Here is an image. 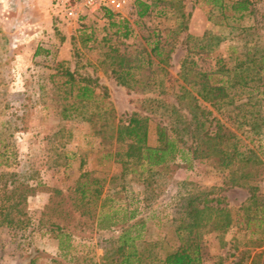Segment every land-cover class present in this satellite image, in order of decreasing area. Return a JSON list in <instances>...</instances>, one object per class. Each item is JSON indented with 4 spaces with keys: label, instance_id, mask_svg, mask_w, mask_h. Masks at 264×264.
I'll use <instances>...</instances> for the list:
<instances>
[{
    "label": "trees",
    "instance_id": "16d2710c",
    "mask_svg": "<svg viewBox=\"0 0 264 264\" xmlns=\"http://www.w3.org/2000/svg\"><path fill=\"white\" fill-rule=\"evenodd\" d=\"M200 1L210 26L200 37L186 35L178 82L171 88L166 67L169 51H165L158 29L144 37L140 62L123 47L124 40L134 33L126 18L109 8L78 16L79 27L70 36L72 44L78 41L81 47L91 49L103 41L101 61L108 62L117 84L129 90L142 86L137 109L117 121L112 106L105 101L106 86L97 77L70 69L67 61L56 60V52L50 47H35L34 57L51 62L47 76L53 90L50 100L59 106L60 119L88 122L96 135L114 144L108 156L121 171L109 180L106 193H123L129 181L139 182L142 209H148L172 183L183 163L189 167L192 160H205L224 173L220 185L207 187L188 178L175 182L176 191L170 200L171 223L178 240L175 247L163 238H146V220L137 218L138 207L120 205L112 211L102 210L105 180L92 175V170L80 173L67 196L61 189L52 188L39 221L54 238L68 241L75 225L80 229L92 225L98 229L119 227L116 235L98 240L103 252L90 264H203L207 258L213 264H224L226 256L208 252L206 238L215 234L219 246L224 247L225 235L234 226L242 235L232 238L229 249L236 251L240 244L244 249L232 264H244L248 259L249 264H264V193L260 186L264 160L251 144L253 137L264 138V37L254 17L255 0ZM134 7L138 20L151 17L154 11L156 16L174 18V35L188 29L190 12L183 0H134ZM94 15L105 18L108 27L98 42L93 28L83 22ZM225 40L237 44L231 46L229 56L213 54ZM38 90L45 93L44 85ZM150 136L154 143H150ZM2 175L6 177L0 185V226L24 231L29 223L23 205L28 190L34 189L19 173ZM231 187L247 191L235 208L224 203L220 195ZM30 264H35L33 259Z\"/></svg>",
    "mask_w": 264,
    "mask_h": 264
},
{
    "label": "rangeland",
    "instance_id": "374dc122",
    "mask_svg": "<svg viewBox=\"0 0 264 264\" xmlns=\"http://www.w3.org/2000/svg\"><path fill=\"white\" fill-rule=\"evenodd\" d=\"M183 2L185 10L190 12L188 29L177 35L173 33L176 27L174 18L156 16V11L151 17L138 20L134 0H129L126 6L114 11L133 27V36L124 40L123 47L140 62L145 48L144 37L153 28L159 30L165 51H169L166 66L171 77L169 88L178 82L180 60L186 52V35L200 37L210 26L205 6L200 0ZM254 7L259 33L264 37V0H255ZM83 22L93 28L97 42L108 33L106 19L101 16H88ZM78 27L76 18L60 19L52 10L39 4L28 6L22 0H0V185L6 177L2 175L3 172H16L22 175L26 185L34 189L28 190L23 205L29 223L27 229L16 231L0 226V264H30L31 259L35 264H56L53 260L90 264L98 260L103 252L98 240L116 235L118 226L98 229L92 225L80 229L73 223L71 238L68 241L60 238V244V239L54 238L46 225L39 221L44 207L49 203L51 189L59 188L67 196L70 193L68 188L84 170H92V175H99L105 180L100 205L102 210L112 211L120 205L138 207L140 212L137 218L146 220V238H163L174 247L178 240L171 223L170 200L176 191L175 182L188 178L209 187L220 185L224 178V173L214 170L207 161L192 160L189 167L182 162L184 165L175 171L172 183L148 209H142L143 193L139 182L129 181L126 192L106 193L109 192V180L117 178L121 171L120 165L108 156L114 150V144L96 135L88 122L60 119L59 106L50 100L53 90L47 76L51 72V62L42 56L34 57L35 47L38 44L50 47L56 52V60L67 61L70 69L97 77L106 86L105 101L112 106L115 121L124 119L137 109L142 86L129 90L117 84L108 62L101 61V52L105 47L103 41L94 44L91 49L81 47L78 41L73 45L70 36L76 34ZM62 36L64 40H61ZM234 45L237 44L225 40L213 54L221 53L223 58L228 57ZM40 85L45 87L43 94L38 90ZM153 141L154 137L150 136V143ZM251 144L258 148L264 160V138L253 137ZM128 179L129 176L126 177ZM260 186L264 193V180ZM220 195L224 203L235 208L246 198L247 191L241 187H231ZM63 206L67 207V204ZM77 219L76 216L74 221ZM241 235L236 226L232 227L225 235L227 244L224 247L219 246L215 234L209 235L206 238L208 252L226 256L224 264H232L244 247L240 244L234 251L229 246L234 236ZM208 259L203 264H213L212 259ZM249 261L244 264H249Z\"/></svg>",
    "mask_w": 264,
    "mask_h": 264
},
{
    "label": "built area",
    "instance_id": "2783aa9c",
    "mask_svg": "<svg viewBox=\"0 0 264 264\" xmlns=\"http://www.w3.org/2000/svg\"><path fill=\"white\" fill-rule=\"evenodd\" d=\"M129 0H51V10L60 19H74L81 14H95L102 8L120 10Z\"/></svg>",
    "mask_w": 264,
    "mask_h": 264
},
{
    "label": "crops",
    "instance_id": "0c3cea01",
    "mask_svg": "<svg viewBox=\"0 0 264 264\" xmlns=\"http://www.w3.org/2000/svg\"><path fill=\"white\" fill-rule=\"evenodd\" d=\"M26 5H36L39 4L44 8H48L51 10V0H22Z\"/></svg>",
    "mask_w": 264,
    "mask_h": 264
}]
</instances>
